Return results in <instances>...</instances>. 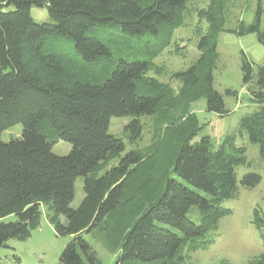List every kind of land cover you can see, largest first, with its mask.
Listing matches in <instances>:
<instances>
[{
	"label": "trees",
	"instance_id": "16d2710c",
	"mask_svg": "<svg viewBox=\"0 0 264 264\" xmlns=\"http://www.w3.org/2000/svg\"><path fill=\"white\" fill-rule=\"evenodd\" d=\"M192 1L1 0L0 219H17L0 222V247L29 238L41 224L43 207L56 233L72 236L62 264H102L84 237L93 231L116 254L114 264H185V251L214 241L211 230L232 214L223 203L238 193L236 169L247 163V148L237 137L258 144L264 160V63L255 70L243 52V80L255 83L250 92L259 108L218 146L209 135L194 140L202 129L194 112L168 121L146 151L125 152L124 139L109 132L112 117L133 116L124 127L133 145L142 138L141 116L202 98L208 111L229 113L214 87L218 37L222 31L255 33L264 46L263 10L259 4L251 24L227 29L226 0L199 9L200 20L208 22L205 31L198 29L200 56L172 73L180 82L175 89L160 80L167 70L155 58L171 46ZM33 6L47 7L53 22L37 23ZM226 94L237 91L228 88ZM18 123L22 137L3 141V131ZM59 140L71 143L68 155L53 152ZM79 177L85 195L72 208ZM261 180L250 172L241 184L253 188ZM193 207L198 220L188 216ZM253 224L264 244V216L257 208ZM250 264H264V252Z\"/></svg>",
	"mask_w": 264,
	"mask_h": 264
},
{
	"label": "rangeland",
	"instance_id": "374dc122",
	"mask_svg": "<svg viewBox=\"0 0 264 264\" xmlns=\"http://www.w3.org/2000/svg\"><path fill=\"white\" fill-rule=\"evenodd\" d=\"M210 0H195L189 3L188 13L184 24L174 32L172 44L163 51L155 62L166 66V72L159 76L163 82L170 83L175 89L180 85L179 80L172 78V73L185 70L194 64L199 56L198 29H207L206 19L200 20L198 10L208 6ZM1 3V0H0ZM262 8L261 27L264 29V0H226L227 29H238L241 22L251 24L256 16L258 6ZM14 6L5 7L12 10ZM31 15L37 23H52L47 7L31 8ZM219 59L214 71V87L224 95L227 115L221 116L207 110L206 98L180 107L174 111H165L159 116H141L144 125L142 138L135 144L129 143L124 137V127L133 116L112 117L109 132L121 137L126 142L128 152L132 148L149 150L160 138L163 127L170 120H178L188 112L196 113L202 129L194 140L209 135L218 146L227 134L237 133L243 116L254 112L259 105L252 99L250 88H257L255 83H244L243 80V52L253 62L254 69L264 63V46L258 41L255 33L238 35L234 32L222 31L217 45ZM123 53H128L124 51ZM154 75V73H152ZM237 91V95L226 94V89ZM23 125L15 124L3 131L1 138L9 141L20 138ZM238 145L247 148L245 165L236 169L238 179V193L235 198L224 201L223 205L232 210V214L222 218L218 227L211 230L210 237L214 241L206 249L185 251V264H250L257 260L264 252V244L259 230L253 224L254 209L257 208L264 216V160L260 156L259 145L251 143L247 136H238ZM72 149L71 143L59 140L53 145V152L57 155H68ZM124 152V153H125ZM119 159L112 161L108 168L117 165ZM256 172L262 176L261 182L253 187L242 186L241 180L245 174ZM84 178L79 177L75 186V197L71 202L72 208H77L84 198ZM188 216L198 220V212L193 207ZM17 216L11 214L0 219L4 222L14 221ZM64 221L65 218H63ZM85 239L91 244L102 264H114L116 254L109 251L103 236L93 231L85 234ZM72 240V236L58 235L50 223L46 208L40 226L33 230L26 240L10 239L6 247H0V264H62L60 256L65 246ZM19 259V260H18Z\"/></svg>",
	"mask_w": 264,
	"mask_h": 264
}]
</instances>
